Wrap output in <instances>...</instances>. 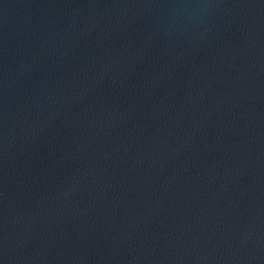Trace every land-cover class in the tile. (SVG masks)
Returning <instances> with one entry per match:
<instances>
[{
	"label": "water",
	"instance_id": "obj_1",
	"mask_svg": "<svg viewBox=\"0 0 264 264\" xmlns=\"http://www.w3.org/2000/svg\"><path fill=\"white\" fill-rule=\"evenodd\" d=\"M0 264H264V0H0Z\"/></svg>",
	"mask_w": 264,
	"mask_h": 264
}]
</instances>
